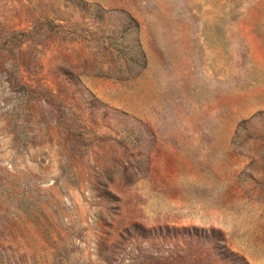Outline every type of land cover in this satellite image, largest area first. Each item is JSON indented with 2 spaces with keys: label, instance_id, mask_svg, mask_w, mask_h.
Listing matches in <instances>:
<instances>
[{
  "label": "rangeland",
  "instance_id": "374dc122",
  "mask_svg": "<svg viewBox=\"0 0 264 264\" xmlns=\"http://www.w3.org/2000/svg\"><path fill=\"white\" fill-rule=\"evenodd\" d=\"M0 264H264V0H0Z\"/></svg>",
  "mask_w": 264,
  "mask_h": 264
}]
</instances>
